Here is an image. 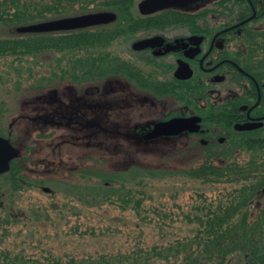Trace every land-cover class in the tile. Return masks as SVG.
Instances as JSON below:
<instances>
[{
	"label": "rangeland",
	"instance_id": "rangeland-1",
	"mask_svg": "<svg viewBox=\"0 0 264 264\" xmlns=\"http://www.w3.org/2000/svg\"><path fill=\"white\" fill-rule=\"evenodd\" d=\"M23 1L26 5H41L50 0ZM82 1L74 2L72 8L75 10L64 16L88 12L77 11ZM46 16L50 17L44 20L57 18L49 13ZM8 32V29L0 26V33ZM73 50L71 55L80 58L85 52L90 54L95 49ZM113 51L125 60L122 44ZM62 58L60 53L52 50L41 54L39 63L34 65L36 71L44 74L41 89L29 87L33 81L28 82L26 75L18 83L15 71L11 76L5 66L1 69L9 77L0 81V135L9 138L25 156L22 160L23 170L19 174L23 176L22 187L16 190L6 175L0 176V218L9 219L7 212L10 211L16 219L10 226H0V237L2 234L5 236V230L11 231V237H6L2 246L19 248L29 255H41L40 248L36 246V240L41 238L47 240V246L53 247L55 252H68L81 258L100 253L127 254L138 246L149 247L154 243L183 237L192 226L183 219V210L189 208L196 191L209 195L215 193L216 188L211 184L191 178L183 180L178 175L173 179L156 181L153 188H147L150 198L145 204L158 206L160 213L145 215V219L140 216L137 220L141 225L143 221L151 222L149 226L144 224L148 227L145 235L125 233L127 225L137 219L134 213L121 211L109 203L100 207H80L78 201L64 193L67 185L60 181L61 178L82 165L94 164V170L107 175L110 170L117 171L134 164L139 167L178 169L196 163L199 154L191 142L181 141L184 137L149 141H141L138 137L139 132L166 116V112L180 107L175 98H158L152 93L142 92L125 75L107 78L100 83L88 80L80 85L71 80L58 81L49 74L66 66L68 59ZM46 77L54 83L47 84ZM51 118H59L60 123H49ZM68 118L77 123L90 119L94 124L86 128L74 127V124L67 126L65 122ZM261 151L241 150L239 159L244 161L250 156L256 157ZM43 208L49 209L51 219L39 223L35 231L37 239L23 243L21 239L26 237L24 233L27 229L21 221L22 217L18 216L25 213L29 216L33 210ZM52 208L61 209L60 218L56 211L50 210ZM59 221L62 234L67 235H59L57 241L54 231L58 230L55 226Z\"/></svg>",
	"mask_w": 264,
	"mask_h": 264
},
{
	"label": "trees",
	"instance_id": "trees-1",
	"mask_svg": "<svg viewBox=\"0 0 264 264\" xmlns=\"http://www.w3.org/2000/svg\"><path fill=\"white\" fill-rule=\"evenodd\" d=\"M76 1L50 0L41 5H26L23 0H0V26L9 30L8 33H0V81L9 77L1 71L5 66L11 76L12 71L16 72L18 83L26 75L28 82L33 81L29 87L43 88L44 74L36 71L34 65L39 63L41 54L47 50L58 52L68 59L65 67H59V71L53 70L49 74L50 77L58 78V81L71 80L79 85L89 81L100 83L115 76L125 75L127 78L126 74L136 79L134 63L129 60L126 63L113 53V49L121 45L123 21L120 18L121 4L118 2L108 4L104 0H80L82 2L77 6V11L80 12L98 11L108 8L107 6L115 9L119 19L112 24L95 25L76 31L21 33L16 30L20 25L44 21L50 17L46 13L57 18L67 15L75 10L72 7ZM90 3L93 6H89ZM74 48L95 50L76 58L71 55ZM47 80V84L54 83L51 79ZM134 83L139 88L140 84ZM173 93L177 105L191 103L183 86L173 89ZM172 115L175 114L171 113L163 118ZM191 143L197 149L199 159L196 163L178 169L139 167L134 164L117 171L110 170L107 175L99 174L97 169L94 170V164H88L74 169L60 180L67 185L64 193L78 201L80 207H100L109 203L121 211L134 213L133 216L137 219L128 224L125 231L129 235H145L148 227L144 224L149 226L151 222L143 221L141 225L138 218L141 216L145 219V215L160 213L158 206L145 204L149 197L147 188H153L156 181L173 179L178 175L183 180L191 178L211 184L216 188L215 193L209 195L204 191H196L189 208L183 210V219L192 223L183 237L178 236L160 244L154 243L149 247L138 246L127 254L100 253L80 258L68 252L57 253L53 247L47 246V240L35 238L39 223L51 219L49 209H35L29 216L26 213L18 216L22 217L21 221L27 229L24 233L26 237L21 240L24 243L32 238L37 239V245L34 244L42 254L29 255L22 249L2 246L6 237L11 235V231L7 229L5 236L2 234L0 237V264H141L140 261L147 264L152 260L153 264H264V142ZM246 149L251 152L262 151L256 157L240 160V151ZM182 151L183 148L180 149ZM23 158L25 156L21 155L13 159L9 171L2 174L7 176V180H11V185L16 190L22 187L23 176L19 174L23 170ZM148 206L150 208L147 209ZM50 210L56 211L60 218V208ZM7 214L9 219L0 218V226L15 223L12 213L8 211ZM54 217L58 222V218ZM58 224L60 225V221L56 223L59 227ZM57 226L55 229L58 230L54 231L57 238H53L58 241L59 235L67 234H62Z\"/></svg>",
	"mask_w": 264,
	"mask_h": 264
},
{
	"label": "flooded vegetation",
	"instance_id": "flooded-vegetation-1",
	"mask_svg": "<svg viewBox=\"0 0 264 264\" xmlns=\"http://www.w3.org/2000/svg\"><path fill=\"white\" fill-rule=\"evenodd\" d=\"M104 1L121 4L120 44L137 74L136 79L126 74L127 79L158 98H175L173 89L183 86L193 103L155 120L138 133L141 141L264 142V0H179L152 11L140 9L150 0ZM107 7L98 10L115 13L106 25L119 19ZM190 116L199 117L194 131L144 138L158 121ZM49 123L60 122L51 118ZM71 124L94 123L68 118L65 125Z\"/></svg>",
	"mask_w": 264,
	"mask_h": 264
},
{
	"label": "water",
	"instance_id": "water-1",
	"mask_svg": "<svg viewBox=\"0 0 264 264\" xmlns=\"http://www.w3.org/2000/svg\"><path fill=\"white\" fill-rule=\"evenodd\" d=\"M179 0H150L140 4L143 11H152L162 6L176 3ZM115 19V13L111 11L89 12L72 16L54 18L35 23L17 26L18 32H48L56 30L75 29L91 25L104 24ZM199 117H172L167 120L156 122L145 133L146 139L161 135L177 134L183 130L194 131L198 128ZM20 155L19 148L15 147L9 138L0 135V174L9 170L11 160Z\"/></svg>",
	"mask_w": 264,
	"mask_h": 264
}]
</instances>
